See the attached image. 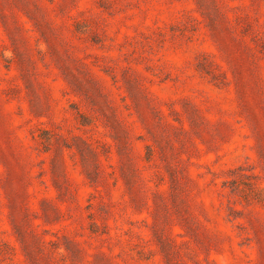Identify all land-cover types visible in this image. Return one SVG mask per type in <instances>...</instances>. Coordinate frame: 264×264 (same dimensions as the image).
I'll list each match as a JSON object with an SVG mask.
<instances>
[{
	"label": "rangeland",
	"instance_id": "1",
	"mask_svg": "<svg viewBox=\"0 0 264 264\" xmlns=\"http://www.w3.org/2000/svg\"><path fill=\"white\" fill-rule=\"evenodd\" d=\"M0 264H264V0H0Z\"/></svg>",
	"mask_w": 264,
	"mask_h": 264
}]
</instances>
